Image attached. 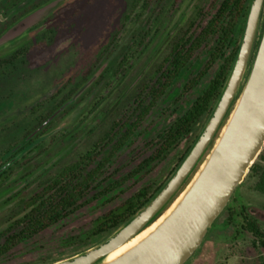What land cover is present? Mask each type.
I'll list each match as a JSON object with an SVG mask.
<instances>
[{
	"label": "rangeland",
	"instance_id": "rangeland-1",
	"mask_svg": "<svg viewBox=\"0 0 264 264\" xmlns=\"http://www.w3.org/2000/svg\"><path fill=\"white\" fill-rule=\"evenodd\" d=\"M131 2L0 0V154L87 84L51 120L36 144L0 177V264H46L98 243L108 236L93 233L98 219L142 186L162 181L191 141L187 137L151 169L133 174L147 155L148 138L189 104L208 77L179 97L184 77L157 101L131 143L112 156L103 185L118 181L114 190L99 196L91 189L67 216L17 241L20 228L15 221L25 213L27 200L65 166L98 149L96 144L113 122L132 109L139 89L150 85L170 41L177 34L197 35L220 0H141L134 7ZM263 25L264 3L242 82ZM208 46L203 42L196 48L192 60H203ZM13 54L22 60L12 68L4 66ZM110 146L100 151L92 166L107 155ZM253 183L245 176L211 224L199 248L204 254L202 264H264V250L256 248L254 236L242 228L245 212L255 217L264 233V197Z\"/></svg>",
	"mask_w": 264,
	"mask_h": 264
},
{
	"label": "water",
	"instance_id": "water-1",
	"mask_svg": "<svg viewBox=\"0 0 264 264\" xmlns=\"http://www.w3.org/2000/svg\"><path fill=\"white\" fill-rule=\"evenodd\" d=\"M263 3L264 0H250L228 76L205 123L169 177L107 237L70 257L46 264H183L194 252L264 146V25L242 82ZM86 85L43 120L30 136L72 103ZM154 222L153 228L133 244L114 254Z\"/></svg>",
	"mask_w": 264,
	"mask_h": 264
},
{
	"label": "trees",
	"instance_id": "trees-1",
	"mask_svg": "<svg viewBox=\"0 0 264 264\" xmlns=\"http://www.w3.org/2000/svg\"><path fill=\"white\" fill-rule=\"evenodd\" d=\"M139 1L141 0H132L131 7L136 6ZM249 4L250 0H220L214 14L197 35L186 38L185 34H177L170 41L168 54L159 62L150 85L145 84L139 89L134 97L132 109L113 122L111 128L96 144L98 149L81 156L77 162L65 166L45 183L42 190L27 200L25 213L15 221V225L20 228L16 235L17 241H23L67 216L75 207L79 206L81 200L91 189L97 190L99 196L114 190L119 185L118 181L103 185L106 181L104 173L112 156L131 143L132 136L157 101L163 98L184 77L185 83L182 84L177 94L179 97L186 90L196 89L202 80L208 77V81L199 89L189 104L185 108H181L172 120H167L163 127L148 138L144 144V149L148 151L147 155L136 166L133 174L151 169L155 163L165 157L171 148L191 136V141L176 159L175 166H177L196 138L197 132L205 123L228 76L239 47ZM203 42L209 43L203 60L193 61L191 57L194 51ZM20 60H22L20 55L13 54L4 61V66L12 68ZM213 66L215 68L210 74ZM190 75L193 77L190 78ZM68 99L69 97L60 101L54 110ZM53 111L48 113L31 131L18 138L4 153L0 154V168L15 158L0 171V177L11 168L18 156L29 150L41 138L43 131L51 121L35 135L30 136V134ZM16 145H18L17 149L6 156V153ZM108 145L111 146L107 155L92 166L91 162ZM93 153L96 155H92ZM173 169L157 185L142 186L117 208L100 217L93 228V233L102 234L104 237L112 233L156 192ZM246 176L254 179L253 189L264 197V146ZM242 213V228L254 236V246L256 248L261 246L264 250V233L257 220L250 214Z\"/></svg>",
	"mask_w": 264,
	"mask_h": 264
},
{
	"label": "flooded vegetation",
	"instance_id": "flooded-vegetation-1",
	"mask_svg": "<svg viewBox=\"0 0 264 264\" xmlns=\"http://www.w3.org/2000/svg\"><path fill=\"white\" fill-rule=\"evenodd\" d=\"M223 211V210H222ZM221 211V212H222ZM209 230V229H208ZM207 237V233L204 235L203 239L201 240L200 244L198 245V247L194 250V252L186 259V261L183 264H202L203 262L201 261L202 256H204L203 253H201V249L199 251V248L204 244L205 239ZM196 253H198L197 255H195Z\"/></svg>",
	"mask_w": 264,
	"mask_h": 264
},
{
	"label": "bare ground",
	"instance_id": "bare-ground-1",
	"mask_svg": "<svg viewBox=\"0 0 264 264\" xmlns=\"http://www.w3.org/2000/svg\"><path fill=\"white\" fill-rule=\"evenodd\" d=\"M156 223L154 222L153 224H151L148 228H146L143 232H141L139 235H137L135 238H133L130 242H128L126 245H124L123 247H121L120 249H118L114 254H117L118 252H120L121 250H123L124 248H126L127 246L133 244L138 238H140L141 236H143L147 231H149L151 228H153V226Z\"/></svg>",
	"mask_w": 264,
	"mask_h": 264
}]
</instances>
